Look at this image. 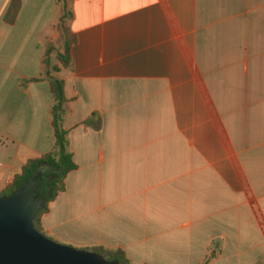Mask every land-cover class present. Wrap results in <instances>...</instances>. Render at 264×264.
<instances>
[{"label": "crops", "instance_id": "0c3cea01", "mask_svg": "<svg viewBox=\"0 0 264 264\" xmlns=\"http://www.w3.org/2000/svg\"><path fill=\"white\" fill-rule=\"evenodd\" d=\"M9 2L0 192L51 149L61 79L74 168L44 236L128 264H264V0H19L8 22ZM58 24L76 40L55 70Z\"/></svg>", "mask_w": 264, "mask_h": 264}, {"label": "trees", "instance_id": "16d2710c", "mask_svg": "<svg viewBox=\"0 0 264 264\" xmlns=\"http://www.w3.org/2000/svg\"><path fill=\"white\" fill-rule=\"evenodd\" d=\"M19 7V0H10L4 20L11 22L16 15ZM60 31L59 41L57 42L59 50L55 51L54 58L57 65L51 66V69H57V66L68 67L71 62L69 50L71 45L75 42V35L70 32L66 27L58 24ZM53 46L48 44L45 52H48ZM43 65L47 64L45 58L42 60ZM48 89L52 99L50 107V127L52 129L53 143L50 150L41 154L37 158L28 159L20 168L18 173H15L11 180L6 184L1 195H7L16 189L25 179L31 176L34 168L38 165L43 167V171L36 177V183L30 191V197L36 205V212L33 218V227L43 234L41 231L38 220L39 217L46 212L47 203L51 201L55 195L64 187L63 178L65 174L74 168L71 159V154L67 150L66 130L62 127V116L64 113L63 103L65 96L63 94V82L61 79H49ZM44 235V234H43ZM97 252L106 260H114L117 264H128L127 258L124 253L119 250L104 249L101 246H94L83 248Z\"/></svg>", "mask_w": 264, "mask_h": 264}, {"label": "water", "instance_id": "95a60500", "mask_svg": "<svg viewBox=\"0 0 264 264\" xmlns=\"http://www.w3.org/2000/svg\"><path fill=\"white\" fill-rule=\"evenodd\" d=\"M43 170L36 166L16 189L0 196V264H117L97 252L56 242L33 227L37 208L29 187Z\"/></svg>", "mask_w": 264, "mask_h": 264}, {"label": "flooded vegetation", "instance_id": "af4514ba", "mask_svg": "<svg viewBox=\"0 0 264 264\" xmlns=\"http://www.w3.org/2000/svg\"><path fill=\"white\" fill-rule=\"evenodd\" d=\"M36 182H37V181H36V179H35L34 184H33L32 186L29 187V191H32V188L34 187V185H35Z\"/></svg>", "mask_w": 264, "mask_h": 264}, {"label": "rangeland", "instance_id": "374dc122", "mask_svg": "<svg viewBox=\"0 0 264 264\" xmlns=\"http://www.w3.org/2000/svg\"><path fill=\"white\" fill-rule=\"evenodd\" d=\"M46 237H47V236H46ZM72 247L77 248V247H75V246H72Z\"/></svg>", "mask_w": 264, "mask_h": 264}]
</instances>
